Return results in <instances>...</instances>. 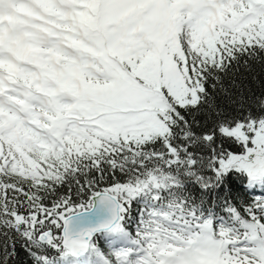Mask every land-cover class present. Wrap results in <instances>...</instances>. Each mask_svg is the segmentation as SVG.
I'll use <instances>...</instances> for the list:
<instances>
[{"label":"snow or ice","instance_id":"obj_1","mask_svg":"<svg viewBox=\"0 0 264 264\" xmlns=\"http://www.w3.org/2000/svg\"><path fill=\"white\" fill-rule=\"evenodd\" d=\"M0 264H264V0H0Z\"/></svg>","mask_w":264,"mask_h":264}]
</instances>
